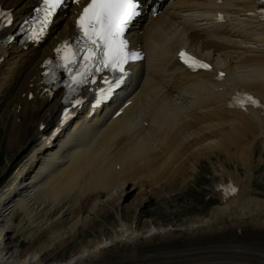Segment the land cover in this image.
<instances>
[{"label":"bare ground","instance_id":"6f19581e","mask_svg":"<svg viewBox=\"0 0 264 264\" xmlns=\"http://www.w3.org/2000/svg\"><path fill=\"white\" fill-rule=\"evenodd\" d=\"M257 1L141 0L143 14L129 37L145 58L131 65L124 99L130 103L117 116L113 109L75 119L66 136L61 131L51 144L41 138L51 133L63 106L59 93L45 90L41 65L56 43L74 32L78 5L69 3L58 13L37 47L19 45L16 38L2 43L13 24L0 31V73L8 65L0 89L10 98L20 84V95L12 96L15 127L7 125L6 145L36 143L18 171L20 184L14 180L9 193L14 203L4 213L12 211V229L0 228V264H264V190L253 179L258 164H264V107L228 106L239 89L264 101V22L250 14ZM36 3L0 0L14 20L23 19ZM148 5L161 12L153 16ZM183 46L209 58L213 70L187 71L176 57ZM219 70L225 72L221 79ZM204 157L211 161L213 190L221 202L179 227L144 231L149 222L162 226L157 217L163 209L149 210L150 204L166 201L197 179ZM34 167L31 182L23 185L24 171L27 175ZM228 182L238 187L232 195L221 187ZM117 208L116 230L104 234V243H91L84 252L65 250L77 235L83 246L86 230ZM127 208L138 210L132 222L124 214ZM149 214L156 218L142 224ZM24 229L28 246L16 243L18 235L11 237Z\"/></svg>","mask_w":264,"mask_h":264},{"label":"snow or ice","instance_id":"6c2138e0","mask_svg":"<svg viewBox=\"0 0 264 264\" xmlns=\"http://www.w3.org/2000/svg\"><path fill=\"white\" fill-rule=\"evenodd\" d=\"M79 4L80 0H73ZM264 3V0H261ZM66 4V0H42L41 7L35 9L39 14L40 24L33 23L29 38L39 40L52 22L57 11ZM264 13V9H261ZM141 14V0H88L80 13L76 26L79 32L77 44L70 46L67 42L56 49L60 55L58 68L64 69L70 79L68 87L75 92L82 85L93 83L96 73L108 70L114 74L111 80L105 79L106 88L99 89L100 97L96 103L108 99L114 89L118 88L127 77L133 62L143 59L140 51L130 46L128 32L133 21ZM12 23L11 13L0 10V26ZM30 23V22H26ZM180 60L192 70H211V65L195 55L181 50ZM49 65L51 61L47 62ZM53 72L54 70L50 69ZM49 75V73H45ZM223 73L220 74L223 77ZM80 104V100H75ZM234 106L247 110L248 105L264 107V101L250 94H240L233 98ZM70 113H65V116ZM227 192H235L234 187L226 188Z\"/></svg>","mask_w":264,"mask_h":264},{"label":"rangeland","instance_id":"374dc122","mask_svg":"<svg viewBox=\"0 0 264 264\" xmlns=\"http://www.w3.org/2000/svg\"><path fill=\"white\" fill-rule=\"evenodd\" d=\"M7 67L8 65L2 66L0 76L2 75V72L4 71L6 72ZM19 87L20 84H17L15 90L11 94L12 96L15 97L20 95ZM12 96H10L9 98L7 92L0 90V214H3L2 217L0 215V219L3 220V221L0 220L1 221L0 228L5 227L6 229H12V225L8 220V218L10 217L9 214L10 211L4 213V210L6 209L10 208L12 210L10 205L14 203L13 201L9 203V193L13 189L12 187L15 181H18L16 185L20 184L19 180L16 179L18 171L20 173L22 167L28 163L31 154L33 153L32 148L36 144L34 143V141H28L23 147L20 145H16L9 148V145H6V140L8 138L6 131L7 125H9L10 129H13L15 127V121L11 119L10 111L14 107L16 99L13 100L14 97ZM6 99L8 100L12 99L13 102H11L12 101L11 100L10 103L7 102V104H5L4 101ZM18 123H20V120H18ZM33 129L34 127L32 128V130ZM24 141H26V139L22 137L20 139V142L23 143ZM258 155L259 154L257 153L256 156ZM258 165H259L258 170L255 172V174H253L254 184L255 187H257L258 189L264 190V164L260 162ZM229 167L234 168L235 167L234 163L233 162L230 163ZM34 169L30 171V176L31 175L33 176V173L36 170ZM199 169L200 171L198 170L199 173L196 176L197 179L194 180L190 179L185 186L177 189V191L173 192V194L171 193L172 194L171 198L167 199L166 201H159L157 203L155 202L153 204H150L149 210H153L152 208L155 207H161V209H163L161 210L159 216L157 215L158 216L157 222L161 223L162 226L161 227L155 226L154 224L149 222V225L144 229L143 227H141V230L143 229L144 231H147L148 229H155V228H171L173 225L175 227H179L181 226V224H183V222L186 219L193 218L197 214H202V215H207V213L209 214L210 209L214 207L215 204H219L221 202L220 197H218L219 195L216 193L215 190H213L214 189L213 177L215 176V173L213 171V168L211 167V161L208 158L205 157L202 158ZM23 175H26L25 171ZM28 175L29 173L26 175L25 180L22 183L23 185L29 184L31 182L32 178H28ZM128 211L129 209L127 208L124 214L127 217H129L130 218L129 221L132 222L137 218L136 216L138 210H134L133 213H129ZM10 213L12 215V211ZM119 215H121L120 208H117L116 210H110V212L104 215V217L101 218L98 217L97 220L95 221L96 224L89 227L86 230V233L84 232L85 233L84 236L82 234L84 245L82 246L79 243L82 237L81 236L78 237L79 235H77L74 239L75 240L74 242L70 241L66 243L65 250L66 249L67 251L70 250L71 253H73L76 250L84 252L86 251V249H88L91 243H98V242L104 243L106 241V237H104V234L107 233L113 234V232H115L116 230L115 227L117 225L116 221L119 219L120 217ZM152 218L154 219L156 218V216L149 214L143 217L142 224H144L145 220L151 221ZM19 223H20V219L17 218L15 225H18ZM120 226L119 228H121ZM25 230L26 229L22 231L18 230L16 234H11V237L14 235H18L15 241H17L16 243L20 245L22 243V246H28V239L26 237L27 235ZM32 233H35V231H33ZM43 238L45 239L48 237L44 236ZM39 245L40 243L38 244V246ZM208 263L215 264L214 262L212 263L208 262ZM208 263H196V264H208ZM179 264H195V263L184 262Z\"/></svg>","mask_w":264,"mask_h":264}]
</instances>
